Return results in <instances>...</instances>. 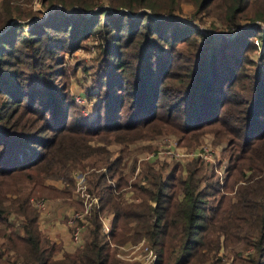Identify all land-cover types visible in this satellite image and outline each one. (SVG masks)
<instances>
[{"label":"trees","instance_id":"16d2710c","mask_svg":"<svg viewBox=\"0 0 264 264\" xmlns=\"http://www.w3.org/2000/svg\"><path fill=\"white\" fill-rule=\"evenodd\" d=\"M181 1L42 0L73 12L25 24L15 19L25 15L18 6L0 0V264H126L109 242L142 237L154 264H264V44L259 62L250 57L263 36L264 0H184L193 14L219 1L223 32L168 16L182 11ZM90 38L97 66L88 96L99 101L85 119L64 56ZM166 132L186 147L205 132L225 141L223 176L198 156L184 164L141 160L135 174L129 144ZM87 165L100 206L82 243L57 257L61 246L39 229L29 199L82 209L71 172Z\"/></svg>","mask_w":264,"mask_h":264},{"label":"rangeland","instance_id":"374dc122","mask_svg":"<svg viewBox=\"0 0 264 264\" xmlns=\"http://www.w3.org/2000/svg\"><path fill=\"white\" fill-rule=\"evenodd\" d=\"M9 1L12 4L18 6L22 14H25V15H21L22 16V17L20 16L21 18L18 17L16 13L14 15L15 19L17 18L20 21L24 22L25 24H31V21L34 18H38V17L42 18L46 16L49 12H53L55 10L61 9V7L60 8L55 7L56 5H58V3H44L43 4L42 0H9ZM181 8H182L181 12H177L174 15H168V16H175V18L180 21L193 22L199 28H201L202 30L206 32H223V31H226L227 29L223 21L224 10L219 1L215 2L208 10L197 12L194 14H193V11H194L193 5L187 1H184V0L181 1ZM65 12L70 14L73 11L71 10V11H65ZM164 16H167V15H164ZM241 22L244 25H246L248 23H251L252 21L249 19H246V20H242ZM258 22L260 24H264V22L262 21H258ZM262 37L263 36L260 35L254 38L258 40V44L256 43L258 48L250 53L251 59L257 62H259L258 57L260 55V51L262 48V46L260 45L261 44L260 41H262ZM96 40L97 38H90L85 41L84 46H81L75 49L73 52H65V56H64L65 57L64 65L70 73V75L68 76V87L71 92L72 98L75 102V105L78 108V110H76V114L84 117L85 119L94 118L95 112H96V105H97V102L99 101V98L94 96V94L88 96V92L92 91L93 93L96 91L95 87L93 86V83H94L93 82V71H95L96 66H97L95 48L93 46ZM73 67H75V72L72 71ZM167 137H174L175 139L177 138L178 140V137L176 136L175 133L166 132L162 135L154 136L152 138L138 139L134 142H131L128 146L130 149V153H131L128 159L131 161V156L132 157L134 156L137 167L140 166V161L143 160L142 158L147 154H152V156L149 158V160H152V161H148V162H151L152 164H156V165H162L164 163L171 164L175 161L181 164H184L190 158L182 159V161H179V160L172 159L168 157L167 154H163L160 152L164 149L162 147L166 141L165 138ZM202 143L209 144V146L212 149L213 154L215 151L216 156L219 158V160H221L222 164L225 165V157L222 154V147L224 146L225 141H217L212 133L205 132L204 134H202L200 143L198 145H201ZM178 144L180 146H184L183 144L180 143L179 140H178ZM198 145H195L194 147H186V146L184 147H186L188 150L189 149L194 150V148ZM107 146L109 150L112 152L118 148V145L115 143L108 144ZM205 146L209 148V146L207 145ZM128 163L126 166L127 168H125V172H129L130 170V168L128 167ZM203 165L205 166V168H207L209 164L203 160ZM93 169L94 167H90L89 165H87L84 169L77 168V169L72 170L71 177L74 181V186H75L76 172H85L86 173L85 175L87 177V174ZM223 172H224V169H222L221 173L218 174L220 178L223 176ZM246 173H249V171L247 170ZM134 179H137V178H135L134 176L130 177L129 183H131V181H133ZM142 182H145V179H143ZM125 197L129 199V197H131L130 192L127 193ZM30 198H44L45 200L48 199L47 197H44V196L42 197L31 196ZM74 200L78 201L76 197L74 198ZM135 200H137V198H135ZM12 216L15 221L19 220V218H17L14 214ZM109 216L111 218V215ZM141 241L142 243H139ZM145 245H147L149 248L152 249V251H154V249L150 246V243L144 237L140 238L135 243L127 242L125 244L116 245L113 242H109L110 249L115 251L116 257L124 261L126 264H134V263L143 264L140 259L133 258V257H137L136 255L139 252H141L142 249H144ZM120 246H123V247L121 248ZM59 251H61L62 253L66 252L60 249ZM59 251L57 253H59ZM118 253L120 256H123V257L118 256L117 255ZM223 253L225 252L221 250L220 254H223ZM130 257H132L133 259L130 260L131 259Z\"/></svg>","mask_w":264,"mask_h":264},{"label":"built area","instance_id":"2783aa9c","mask_svg":"<svg viewBox=\"0 0 264 264\" xmlns=\"http://www.w3.org/2000/svg\"><path fill=\"white\" fill-rule=\"evenodd\" d=\"M56 8H60L64 11H71L72 9H65L62 7L60 4L55 6ZM258 25L261 27L263 34H264V24H260L257 22ZM255 43L258 44V40H254ZM262 44H264V35L262 37ZM165 143L162 148H164L162 151H160L163 154H167L168 157L182 161V159L186 158H193V157H200L202 158L205 162L209 164V166L214 167L220 174L222 169L225 168L224 164L218 165V160L219 158L216 156V153L214 151V154L212 152L211 147L207 143H202L201 145H198L192 149H187L184 146H180L178 144L177 138L175 139L174 137H167L165 138ZM205 145L209 146L206 147ZM152 156V154H147L145 155L142 159L143 160H149V158ZM102 170H106L105 167L100 168ZM139 171V167L136 168L135 174ZM86 173L85 172H76L75 174V186L73 190L74 197L78 199V201L81 202L82 204V209H75L72 210L68 217H67V223L73 227V230L71 232V238L72 241L75 243L76 246L80 245L82 243V230L84 229V226L87 223V217L90 214V212L93 209L99 208L100 202H99V197L91 192L88 189V182L86 179ZM30 201L32 204L38 208L39 210H43L47 206V200L44 198H30ZM101 223H102V229L103 231L108 234L110 230V216L109 215H104L101 217ZM139 243H142L139 242ZM121 248L123 246H120ZM118 256L119 253L117 254ZM137 257L133 258H138L141 260L143 264H154L156 260V253L152 251L151 248H149L147 245L144 246V249H142L141 252H139ZM123 257V256H120ZM132 260L133 258L130 257Z\"/></svg>","mask_w":264,"mask_h":264},{"label":"crops","instance_id":"0c3cea01","mask_svg":"<svg viewBox=\"0 0 264 264\" xmlns=\"http://www.w3.org/2000/svg\"><path fill=\"white\" fill-rule=\"evenodd\" d=\"M134 156H131V161ZM73 210V205L61 199H47V206L43 210H39L38 227L52 241L59 243L63 251H73L75 243L71 238V225L66 221L68 214ZM63 253L59 251L57 257H61Z\"/></svg>","mask_w":264,"mask_h":264}]
</instances>
